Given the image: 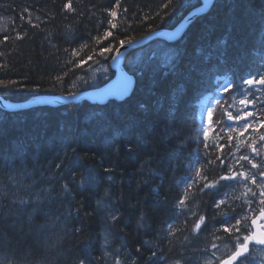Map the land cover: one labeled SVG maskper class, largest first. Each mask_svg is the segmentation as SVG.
I'll list each match as a JSON object with an SVG mask.
<instances>
[{"label": "trees", "instance_id": "trees-1", "mask_svg": "<svg viewBox=\"0 0 264 264\" xmlns=\"http://www.w3.org/2000/svg\"><path fill=\"white\" fill-rule=\"evenodd\" d=\"M67 2L0 0V15L8 19L0 27V65H6L0 67V81L4 82L0 98L21 103L36 96L86 91L93 83L79 81L81 76L101 64L109 66L121 40L133 41L155 30L171 29L201 4V0H120L113 21L117 28L111 29L107 21L113 18L106 9L114 7L116 0H72L75 13L63 11ZM106 30L112 35L103 39ZM17 34L24 38L16 40ZM97 35L100 42L94 39ZM5 36L10 39L4 41ZM105 46L112 50L101 56ZM169 49L174 58L166 63L162 54ZM209 51L213 55L205 59ZM262 58L264 0H214L177 42L153 41L124 58L125 71L134 77L132 92L124 99L108 98L99 104L81 98L57 107L0 110V173L21 166L23 156L22 167L34 175L37 189L51 191V200L44 204L50 219L38 214L29 223L27 211L20 217L16 213L11 226L9 219L0 218L1 253L19 257L23 264H52L53 252L54 264H79L81 257L89 264H106L101 259L105 214L98 209L97 200L109 185L112 203L121 207L123 216L121 223L108 226L111 244L114 247L121 240L130 264H173L181 252V264H195L207 254L209 242H235L219 221L224 212L238 215L246 210L242 192L239 187L230 192L227 203L217 209L215 190L201 193L208 181L196 172L199 168L209 180L218 179L216 157L224 158L222 153L233 151L235 141L230 142L219 128L218 134L212 130L205 140L197 120V103L206 93L221 89L225 81L231 82L223 95H241L237 84L241 90L246 88L243 78L261 67ZM84 60L87 63L76 66ZM58 75L61 81L56 80ZM219 76L226 79L217 83ZM93 113L98 115L93 117ZM190 178L195 182L186 195ZM65 184L71 190L66 199L61 192ZM182 197L190 211L177 218L180 209L176 205ZM201 215L205 216L204 230L194 233ZM46 223H54L56 229L39 231ZM168 224L172 225L171 236ZM76 228L81 231L75 232ZM153 250L161 255L149 259ZM247 261L254 264L250 258Z\"/></svg>", "mask_w": 264, "mask_h": 264}, {"label": "snow or ice", "instance_id": "snow-or-ice-1", "mask_svg": "<svg viewBox=\"0 0 264 264\" xmlns=\"http://www.w3.org/2000/svg\"><path fill=\"white\" fill-rule=\"evenodd\" d=\"M120 7V0H116L115 6L106 9L108 16L112 17L113 19H110L107 21V23L110 25L111 29H116L117 24L113 21L115 20L117 16L116 8ZM164 7H168L166 4ZM63 11L66 13H75L76 9L72 3V0H68L67 3L63 5ZM24 17H21V20H23ZM39 19V17L37 18ZM29 23H31L29 21ZM32 27H37L38 25H31ZM112 35L111 31H105L103 33V39H107L109 36ZM24 37L20 34H17L15 39L16 40H22ZM10 39V37L5 36L4 41H7ZM97 42H100L101 37L97 35L94 37ZM132 40H121V45L124 44H131ZM87 45H81V47H86ZM112 48L109 46H105L102 49H100V55L104 56L105 53L111 51ZM65 51H68V49H65ZM198 53L201 50H197ZM72 54L76 55V50H72ZM213 55V51H209L207 55L205 56V59L211 58ZM88 59H92L91 56H88ZM68 63H72L71 61H68ZM81 63H87V60H84L82 62H79L76 64L77 67L81 66ZM0 67H6V65H0ZM259 77V78H257ZM57 81H61L62 77L57 76ZM9 84H15V81H9ZM0 84H4L3 81H0ZM131 84V81L126 84L122 90H120V95H124L128 91V86ZM243 84L248 86L247 88L240 89L239 84H237V90L240 92L244 98L239 100V103L243 105L244 107L240 110H238V114L233 115L231 111H229V108L232 107L230 104L228 108H223V105L221 103V100L224 99L221 97V100H217V104L221 105L222 109V115L218 117L215 121H213V112L209 111L208 116V124L212 128L213 132L217 131L216 126H219L220 131H236V124H233L231 122H240L241 120L245 121L242 125H239V127L242 129L240 131V135L242 136L244 132H246L249 128H252L253 132H258L259 128H264V120H260L259 116H264V99L260 96H254L252 100H248V96L250 94V89H253L255 85H264V58L261 60V67L256 68L254 73H251L248 78H243ZM7 86V85H4ZM223 91L228 90V86L225 85L222 89ZM218 95L221 92V89L217 90ZM70 95L74 96V93H70ZM262 96H264V93H262ZM259 105V112L255 113L254 110L256 109V106ZM253 110H248L249 108ZM93 117L97 116V113L91 114ZM223 116L227 117V121L223 120ZM249 117H253L252 121H248ZM201 129H203V124L200 125ZM218 134V133H217ZM200 133H197V136H199ZM203 136L205 140H207L209 136V132L207 130L203 131ZM228 140L231 142L232 137L229 136ZM259 141L264 142V134L259 135ZM242 142H237V147L235 151H239L240 144ZM257 141L255 139L252 140V143L248 145V147L252 150V156L250 157L246 153H241L238 157L235 155V151H230L228 153H222L224 158H221L220 156L216 157V160L219 161L220 166V172L218 174V179L213 178L209 180V177L206 173H201L200 169L197 168V176H199L201 179L208 181L204 184L203 188H201L199 191L201 193H205V190H215L213 192V195L216 197L215 200V208L221 209L222 205H225L228 201V197L230 195V192H235L238 187H243L244 192L243 196L245 197L244 203L248 205V208L242 213L238 215H229L227 212L223 213L224 218L219 221L220 226L222 227V230L224 233H228L229 236L232 237V239L235 241L234 249L230 250L229 254L224 256L223 258L220 256H217V259L219 260V264H246L247 256L246 254L249 252V244L250 242H254L257 245H264V223H260L258 226V222H264V164H258L257 162H254L253 157L261 155V152L258 148L254 147L256 145ZM205 149L209 147L207 143L204 144ZM219 147L223 148V145H219ZM130 152L132 151V146L129 145ZM75 151V149L73 150ZM198 151V149H197ZM232 157L231 160L228 158ZM25 157L20 158V164L21 167L13 168L8 172V176L10 177V183L5 184L3 186H0V217H3L4 213L2 211L3 207V201L5 199L8 200V206L10 210H15V212L19 214H23L27 212L28 209H31V212H27V217L29 223H32L34 216L38 214H43L46 218V220L50 219L49 213L44 211V204L48 203L51 200V191L47 188H40L37 190L36 187V181L33 179L32 183H26L25 178L27 176H30L31 173H27L24 171L22 164ZM242 161H246L247 164L251 165L252 169H256L257 172H251V170L247 169L246 166L241 163ZM13 163H16L15 161ZM150 163L149 161H144L142 164L147 165ZM209 163L214 164L215 161L209 160ZM56 167H61V165H56ZM105 171H110V169L106 168ZM257 173L259 174V179H257ZM74 179V178H73ZM108 179L110 181L113 180V177L109 176ZM195 181H192L191 178L186 181L185 185V194L187 195L188 189L192 187V184ZM256 185L258 187V192L254 191L252 188H249L248 185ZM111 185H109L106 190L103 193V196L97 200V206L98 209H106L108 212V215L104 218L105 224L108 225H117L123 221V216L121 213V207L118 206L115 203H112V193L110 191ZM226 189L230 191H225ZM54 191V189H52ZM61 192L66 199L70 195V188L67 184L61 186ZM207 194V193H205ZM259 206L258 208V215H253L257 208L256 206ZM176 207L180 209V211L177 213V218L181 215H184L187 211H190V209L187 208L185 204V198H180L177 202ZM80 209L77 208L76 212L77 215L79 214ZM195 215V213H192ZM69 215H71V210H69ZM219 215V213H217ZM249 217L251 218V228L247 224V219ZM141 220H143V216L141 217ZM235 221V223H232V221ZM205 222V216L201 215L199 219L195 222L194 227L192 231L194 233L201 232L204 229H202V224ZM142 226V225H141ZM49 225L43 224L39 226V231L44 232L47 230ZM205 228H207V225H204ZM168 235H173V232L171 231L172 225L168 224ZM255 229V230H253ZM75 232H80L81 229L76 228L74 229ZM235 233H240V235H235ZM103 244L102 247H106L109 244V231L107 228L103 229ZM216 239H221V237L216 236ZM212 248H217L218 246L213 243L211 245ZM228 245L225 244V248H227ZM140 249H137V252H139ZM161 253L158 251H151V255L149 259L155 258L160 256ZM215 255V254H214ZM109 257V253L105 251L103 253L102 259H105L107 264V259ZM112 259L114 260V264H122V260L124 259L122 252L118 249L115 253L112 254ZM184 259V254L181 252V255L179 258H177L173 264H181L182 260ZM79 264H89V261L85 257H81L79 259ZM132 264H135V261H132ZM205 264H212L211 260H207Z\"/></svg>", "mask_w": 264, "mask_h": 264}, {"label": "rangeland", "instance_id": "rangeland-1", "mask_svg": "<svg viewBox=\"0 0 264 264\" xmlns=\"http://www.w3.org/2000/svg\"><path fill=\"white\" fill-rule=\"evenodd\" d=\"M7 18H6V16H3V15H0V27L1 26H3V25H5L6 23H7ZM165 52H167V53H165ZM164 53H165V55H163L162 54V59L164 60V62H166V63H169L170 61H171V59L172 58H174V51L172 50L171 51V49H169L168 51H165ZM109 75H110V70L108 69V66L107 65H99V66H96V67H94V68H92V69H90L88 72H87V74L86 75H84V76H81V78L79 79V81H83V80H85V81H87V79H88V81L90 82V83H93V85L94 84H96L99 80H102V79H106V78H108L109 77ZM254 90L250 93V95H252V96H254V95H258V96H260V95H262V93H264V88H260V87H254L253 88ZM259 90V91H258ZM241 99V98H240ZM240 99H231V101L229 102V105L231 104L232 105V107L231 108H229V110L233 113V115H236V114H238V110H240V109H242L244 106H242L240 103H239V100ZM205 101H206V99H204V98H201L199 101H198V103H197V112L199 111V113H198V120H199V122L200 121H203L204 122V119H206V117L204 116V114L205 113H203V109H204V103H205ZM250 109V108H249ZM248 109V110H249ZM202 117V118H201ZM202 119V120H201ZM253 120V117H249L248 118V121H252ZM202 122V123H203ZM201 123V122H200ZM231 123H233V124H235L236 122H231ZM243 123H245V121H243V120H241L239 123H238V127H239V125H242ZM204 128H206V129H209V124L207 123V121H206V124L204 125ZM240 128V127H239ZM241 129V128H240ZM242 130V129H241ZM253 131V130H252ZM244 138H245V135H240L239 134V136L236 138V140H237V142L238 141H241L242 143H243V140H244ZM250 142H251V140H250ZM242 143L240 144V147H239V151H236L235 152V155H237V157L239 156V152H240V148H241V145H242ZM19 167H21V166H19ZM26 167V166H25ZM25 167L23 168L24 169V171L25 172H27L28 170L27 169H25ZM17 168V167H16ZM13 169V168H12ZM27 170V171H26ZM10 170H4L3 172H2V174L0 173V186H3V185H5V184H8V183H10V177L8 176V172H9ZM29 172H30V170H29ZM32 176V175H31ZM31 176H27L26 178H25V182L26 183H29L30 181V183H32V178H33V176L31 177ZM35 178V177H34ZM30 180V181H29ZM258 188V187H257ZM38 190V189H37ZM247 207V206H246ZM2 211H3V213H4V215H3V219L5 218V219H9L10 221H11V226H13V225H15V222L13 221V216L14 217H17L16 216V212H15V210H10L9 209V206H8V200L7 199H5L4 201H3V207H2ZM28 212H31V209H28L27 210ZM22 214H19V217L21 216ZM8 217H11V218H8ZM1 218V217H0ZM13 224V225H12ZM7 225H9V224H7ZM9 225V226H10ZM108 226H109V224H108ZM105 228H107V226H105ZM48 231V232H47ZM47 233H49V232H52V231H54V230H51V229H47ZM109 232H110V230H108ZM50 237V236H49ZM102 237H103V234H102ZM104 238H102V240H103ZM113 241V237L112 236H110V233H109V244L106 246V247H102L103 248V253L105 252V251H107L108 253H109V259H111V261H113L112 263L114 264V260L112 259V254L115 252V251H117L118 249L122 252V254H123V257H124V259H123V261H122V264H130V259H129V257H128V254L125 252V250L122 248L123 247V245H122V242H121V240L119 241V243L118 244H116V246H112V244H111V242ZM102 244H103V242H102ZM110 244H111V246H110ZM225 244H227L228 245V247L227 248H225ZM211 245L212 244H210L209 246L207 245V248H208V252H207V254H205V255H203V257H201L202 258V260H199L198 261V263H201V264H205V262L207 261V260H211L212 261V264H217L218 262H219V260L217 259V256H220V257H223V255L229 250V248L230 247H233V244H230V242L228 243V242H222V243H219V244H216L217 246L218 245H220L219 247H217V248H212L211 247ZM46 246V245H45ZM44 246V247H45ZM1 248H0V253H1ZM4 251H2V253L0 254V264H23L22 262H21V259L19 258V257H16V256H12V257H10L9 255H7L5 252L3 253ZM52 252V251H51ZM53 254V257L55 256V262H56V252H53L52 253ZM215 254V255H214ZM59 256H61V254L59 255ZM252 257L255 259V260H258V263L259 264H264V251H256L255 253H253V255H252ZM198 258V257H197ZM197 258H195V259H197ZM102 259V258H101ZM194 259V260H195ZM105 259H102V262L104 261ZM51 261V260H50ZM54 261V260H53ZM55 262H52V264H54ZM195 263V262H194ZM48 264H49V262H48Z\"/></svg>", "mask_w": 264, "mask_h": 264}, {"label": "water", "instance_id": "water-1", "mask_svg": "<svg viewBox=\"0 0 264 264\" xmlns=\"http://www.w3.org/2000/svg\"><path fill=\"white\" fill-rule=\"evenodd\" d=\"M202 1H203V5H201L200 7L199 6L196 7L194 11L190 12V14L183 17L173 28V31L164 32V33H160V31L154 32L152 33V37L154 36V38H157L156 36H158V37H161V39H166L167 41H173L174 39L178 41L179 38L183 36L185 30L189 27V25L195 20L194 17L200 15L201 12H204L202 10H207L209 6H211L214 0H202ZM133 43L124 44L123 46L119 47L114 52L111 67L114 70L115 75L112 79L108 80L107 83L104 84V86L102 85V87L100 88H93L91 92L87 90L85 92L81 91L78 93H74L75 94L74 96L68 94V95H54V96L43 97L45 98L44 102H43V99H41V96H39L37 97L38 98L37 102L40 101L41 104L61 106V105L67 104L73 100L80 99V98H84V99H87L93 102L96 101L97 103H103L108 98H117L119 100H122L125 97L129 96L130 93L132 92L134 81L131 80V76L124 73L122 65H123L124 52H126L132 45L135 44ZM129 81H131V84L128 86L127 93L121 96L119 94L120 90H122L123 87L126 84H128ZM1 104L3 103L0 101V107L2 106ZM3 109L7 110V109H13V108L10 106H7L6 108H3ZM250 225H251V221H250ZM261 246H264V245H261Z\"/></svg>", "mask_w": 264, "mask_h": 264}, {"label": "bare ground", "instance_id": "bare-ground-1", "mask_svg": "<svg viewBox=\"0 0 264 264\" xmlns=\"http://www.w3.org/2000/svg\"><path fill=\"white\" fill-rule=\"evenodd\" d=\"M201 5H203V1L201 0V4L199 5V7L201 6ZM211 6H212V4H211ZM211 6H209V8L207 9V10H202V11H204V12H201L200 13V15H202L203 13H205V12H207L209 9H210V7ZM194 9H196V8H193L192 10H190L186 15H188V14H190V12H192V11H194ZM185 15V16H186ZM184 16V17H185ZM199 16V15H198ZM197 17V16H196ZM196 17H194V19L196 18ZM173 28L174 27H172L171 29H159V30H155V31H152V32H150L148 35H146V36H144V37H142V38H140V39H137V40H133V42L135 43H133L134 45H132L126 52H124V55H123V65H122V68H123V70H124V73L125 74H127V75H129L126 71H125V69H124V58L128 55V54H130V53H132V52H134V53H136V51L137 50H139V49H141V48H143V47H145V46H147L149 43H152L153 41H161V42H165L166 44H173L174 42H177V40H173V41H167L166 39H161V37H158V36H156L157 38H154V36L152 37V33H154V32H158V31H160V33H164V32H171V31H173ZM127 44V43H126ZM121 46H123V45H120L119 47H121ZM118 47V48H119ZM117 48V49H118ZM116 49V50H117ZM115 50V51H116ZM114 51V52H115ZM114 54V53H113ZM112 60H113V56H112ZM112 60H111V62H110V64H109V66H108V69L110 70V75H109V77L108 78H106V79H102V80H105L102 84H98L101 80H99L96 84H92L93 86L92 87H89V89H87L89 92H91V90H93V88H100V87H102V85L104 86V84H106L107 83V81L108 80H110V79H112L113 77H114V75H115V72H114V70L112 69ZM101 65H106V64H101ZM223 75V74H222ZM129 76H131V75H129ZM134 78V77H133ZM133 78H132V76H131V80L132 81H134L133 80ZM228 82H231V81H228ZM86 90V91H87ZM229 90V89H228ZM227 90V91H228ZM231 91V90H230ZM259 91V90H258ZM83 92H85V91H83ZM70 93H77V92H69V94ZM231 93V92H230ZM201 95V94H200ZM203 95V94H202ZM37 97H39V96H36L35 98H31V99H29V100H27V101H25V102H21V103H10V102H8V101H5V100H3L2 98H0V101L3 103V104H1L2 106L0 107V110H3V111H8V112H15V111H19V110H23V109H26V108H29V107H35V106H43V105H46V106H51V107H57V106H52V105H48V104H41L40 103V101L39 102H37ZM43 97H47V96H41V99H43V102H44V99L45 98H43ZM201 98H204V99H206V97L205 96H202V97H200V99ZM81 99V98H80ZM117 99V98H116ZM199 99V100H200ZM76 100H78V99H76ZM85 100H87V99H85ZM88 101H90V100H88ZM106 101V100H105ZM104 101V102H105ZM93 102V101H92ZM96 102V101H95ZM103 102V103H104ZM8 103V104H7ZM99 104H102V103H99ZM7 106H10V107H12L13 109H3V108H6ZM196 106H194V108H195ZM204 116H205V114H204ZM196 118V117H195ZM202 118V117H201ZM202 120V119H201ZM220 130V129H219ZM216 133V132H215ZM218 133V132H217ZM216 133V134H217ZM218 139V138H217ZM236 140V139H235ZM215 141V140H214ZM218 141V140H217ZM234 145V144H233ZM228 159H230V158H228ZM243 198H244V200H245V197L243 196ZM247 206V205H246ZM103 210V213L105 214V217L108 215V212H107V210L106 209H102ZM54 214V213H53ZM50 224V223H49ZM48 224V225H49ZM105 226V225H104ZM107 226V229L109 230L110 228H108V225H106ZM49 229H51V230H54V229H56L55 228V225H54V223H52L51 225H49V227H48ZM112 230V229H111ZM110 233V232H109ZM206 233H207V231H206ZM110 236H112V235H110ZM104 238V237H103ZM103 241V240H102ZM223 241H213V242H209V244H208V246L210 245V244H213V243H215V244H219V243H222ZM225 242V241H224ZM228 242V241H227ZM111 243H113V242H111ZM229 243V242H228ZM253 243V242H252ZM252 243H250V245L252 244ZM230 244H233V247L235 246V242H230ZM200 250V249H199ZM204 250V249H203ZM205 251V250H204ZM209 251V250H208ZM207 251V252H208ZM116 252V251H115ZM114 252V253H115ZM103 254V253H102ZM189 254V253H188ZM203 254V253H202ZM200 257H201V255H200ZM203 257V256H202ZM194 259V258H193ZM198 259V258H197ZM196 260V259H195ZM201 260H202V258H201ZM123 261V260H122ZM198 261L199 260H196L195 261V264H201V263H198ZM104 262L106 263V261L104 260ZM112 261H111V259H107V264H110Z\"/></svg>", "mask_w": 264, "mask_h": 264}, {"label": "flooded vegetation", "instance_id": "flooded-vegetation-1", "mask_svg": "<svg viewBox=\"0 0 264 264\" xmlns=\"http://www.w3.org/2000/svg\"><path fill=\"white\" fill-rule=\"evenodd\" d=\"M252 100V99H251ZM229 106V105H228ZM249 110H253L252 108H251V106H250V109ZM219 116V115H218ZM239 123V122H238ZM236 124V130H241L237 125V123H235ZM261 142V141H260ZM262 144H263V146H264V142H261ZM11 264V263H10Z\"/></svg>", "mask_w": 264, "mask_h": 264}]
</instances>
